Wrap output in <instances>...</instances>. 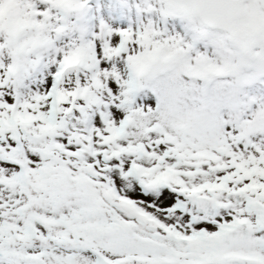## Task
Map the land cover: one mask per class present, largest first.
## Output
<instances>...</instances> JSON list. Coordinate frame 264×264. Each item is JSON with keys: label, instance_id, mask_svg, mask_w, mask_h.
<instances>
[{"label": "snow or ice", "instance_id": "snow-or-ice-1", "mask_svg": "<svg viewBox=\"0 0 264 264\" xmlns=\"http://www.w3.org/2000/svg\"><path fill=\"white\" fill-rule=\"evenodd\" d=\"M0 264H264V0H0Z\"/></svg>", "mask_w": 264, "mask_h": 264}]
</instances>
